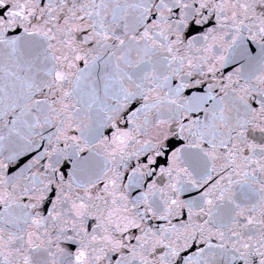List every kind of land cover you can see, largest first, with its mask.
Segmentation results:
<instances>
[{
    "label": "snow or ice",
    "instance_id": "snow-or-ice-1",
    "mask_svg": "<svg viewBox=\"0 0 264 264\" xmlns=\"http://www.w3.org/2000/svg\"><path fill=\"white\" fill-rule=\"evenodd\" d=\"M0 264H264V0H0Z\"/></svg>",
    "mask_w": 264,
    "mask_h": 264
}]
</instances>
